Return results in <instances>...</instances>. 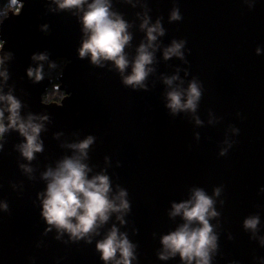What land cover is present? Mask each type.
Segmentation results:
<instances>
[{
  "label": "water",
  "instance_id": "water-1",
  "mask_svg": "<svg viewBox=\"0 0 264 264\" xmlns=\"http://www.w3.org/2000/svg\"><path fill=\"white\" fill-rule=\"evenodd\" d=\"M93 2L61 8L60 0H17L0 23V96L19 102L18 123L31 117L41 126V151L28 159L27 139L9 127V104L0 100V264H116L119 251L106 262L97 249L113 227L132 245L130 264H188L179 252L169 255L162 238L188 223L183 211L172 215L173 205L194 203L197 190L216 213L207 216L216 237L208 264H264V0H106L130 37L123 72L113 60L79 56ZM157 23L163 34L150 42ZM173 41L180 55L166 59ZM141 45L152 56L147 75L127 85ZM57 59L67 60L56 86L65 96L46 102L52 80L35 72ZM193 82L195 109L173 112L168 94L180 92L185 103ZM89 137L83 153L73 147ZM65 159L83 164L88 180L106 176L108 199L118 207L123 191L128 209L110 211L79 238L49 225L45 173ZM252 218L255 229L245 227Z\"/></svg>",
  "mask_w": 264,
  "mask_h": 264
},
{
  "label": "clouds",
  "instance_id": "clouds-1",
  "mask_svg": "<svg viewBox=\"0 0 264 264\" xmlns=\"http://www.w3.org/2000/svg\"><path fill=\"white\" fill-rule=\"evenodd\" d=\"M11 4H16L17 0H10ZM85 0H60L61 8L80 7ZM172 19H179L176 11L172 14ZM146 23V22H145ZM84 30L90 33L88 38L83 42L79 49V56L83 58L88 53L91 54L93 64H98L100 59L113 60L121 72L126 68L128 61L123 55L125 44L130 37L126 34V24L119 18L112 19L108 11L106 0H94L88 5V11L83 16ZM160 32L159 23L148 29L149 41L155 40L154 32ZM2 46V45H0ZM181 44L173 41V46L165 51V58L176 54L180 55L179 49ZM45 59L44 56L36 57ZM152 56L147 52L144 45L139 49L134 64L132 74L125 78L124 83L127 85H139L147 75L145 66L151 63ZM2 63V61H0ZM31 76L32 70L28 72ZM3 75V73H0ZM37 79H40V71L36 72ZM175 79V77H173ZM166 83L171 84L172 80ZM170 103L168 107L173 112L182 109H195V101L200 97V91L195 82L189 85L187 100L181 102V93L173 91L168 94ZM0 100H7L9 104L8 111L9 127H17L22 135L27 139L23 145V154L32 159V153L41 151V145L37 143V135L40 131V125L29 122L18 123L20 117L18 109L20 104L11 95L0 96ZM199 122V121H198ZM29 129L31 134H29ZM6 131L3 124V111L0 110V135ZM92 143V137H89L79 145H73L81 153ZM51 177V182L47 187V198L43 201V217L49 225H55L58 229H65L73 237H82L91 232L97 225V221L103 223L108 219L110 211H120L128 209L127 201L123 200L125 193L120 192V205L117 207L111 202L107 193L109 192V182L106 176H97L92 180L85 177V166L78 160L65 159L56 172L49 170L45 173V178ZM218 191V190H217ZM189 204L192 206L190 207ZM213 201L204 194L203 191L197 190L194 194V203H181L173 205L174 212L177 215L183 211V217L188 222L180 227L177 231L166 235L162 238V243L169 255H175L179 252L181 259L191 264L193 259L196 264H208L209 250L215 248L216 237L212 234V228L208 223L207 216H215V212L209 213ZM75 219L76 223L72 220ZM119 218V217H118ZM193 221L199 222L201 227L189 228ZM258 219L252 218L245 221V227L255 229ZM97 249L102 253L104 261L113 260L119 251L121 259L116 264H130L132 258V245L125 236L118 238L117 229L113 227L107 238L97 243ZM161 259H167L168 256L161 254Z\"/></svg>",
  "mask_w": 264,
  "mask_h": 264
},
{
  "label": "trees",
  "instance_id": "trees-1",
  "mask_svg": "<svg viewBox=\"0 0 264 264\" xmlns=\"http://www.w3.org/2000/svg\"><path fill=\"white\" fill-rule=\"evenodd\" d=\"M10 10H12L10 5V0H0V23L7 16ZM66 64H67L66 59H57L56 61L50 62L49 64L40 65L38 67L37 70L40 71L41 78L48 77L52 80V84L48 92L44 94V101L60 102L64 98L65 92L58 90L56 86L59 84L58 77L62 74L63 68L65 67ZM36 72H35V76H36Z\"/></svg>",
  "mask_w": 264,
  "mask_h": 264
},
{
  "label": "rangeland",
  "instance_id": "rangeland-1",
  "mask_svg": "<svg viewBox=\"0 0 264 264\" xmlns=\"http://www.w3.org/2000/svg\"><path fill=\"white\" fill-rule=\"evenodd\" d=\"M19 8V7H18ZM11 11V10H10ZM8 15V14H7Z\"/></svg>",
  "mask_w": 264,
  "mask_h": 264
}]
</instances>
